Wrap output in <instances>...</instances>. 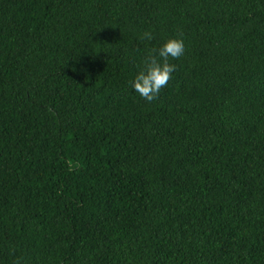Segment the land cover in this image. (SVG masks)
I'll use <instances>...</instances> for the list:
<instances>
[{"label": "trees", "instance_id": "1", "mask_svg": "<svg viewBox=\"0 0 264 264\" xmlns=\"http://www.w3.org/2000/svg\"><path fill=\"white\" fill-rule=\"evenodd\" d=\"M0 264H264V0H0Z\"/></svg>", "mask_w": 264, "mask_h": 264}, {"label": "clouds", "instance_id": "2", "mask_svg": "<svg viewBox=\"0 0 264 264\" xmlns=\"http://www.w3.org/2000/svg\"><path fill=\"white\" fill-rule=\"evenodd\" d=\"M141 39L150 41L153 39L152 33L144 32ZM184 53L185 42L182 35L167 39L158 49H151L143 59L140 71L130 82L134 90L149 103L156 100L176 69L171 61L179 59Z\"/></svg>", "mask_w": 264, "mask_h": 264}]
</instances>
